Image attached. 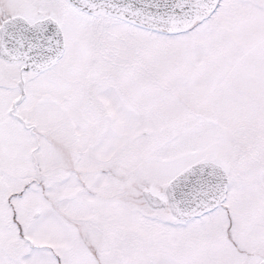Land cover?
Here are the masks:
<instances>
[{
  "label": "snow or ice",
  "instance_id": "snow-or-ice-1",
  "mask_svg": "<svg viewBox=\"0 0 264 264\" xmlns=\"http://www.w3.org/2000/svg\"><path fill=\"white\" fill-rule=\"evenodd\" d=\"M0 264H264V0H0Z\"/></svg>",
  "mask_w": 264,
  "mask_h": 264
}]
</instances>
